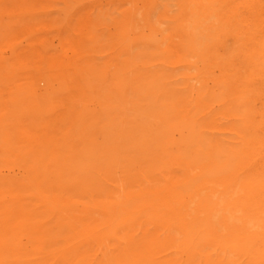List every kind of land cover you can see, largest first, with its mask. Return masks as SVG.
Here are the masks:
<instances>
[{"label":"bare ground","instance_id":"obj_1","mask_svg":"<svg viewBox=\"0 0 264 264\" xmlns=\"http://www.w3.org/2000/svg\"><path fill=\"white\" fill-rule=\"evenodd\" d=\"M177 4L172 33L147 10L132 35L126 10L26 76L0 124V264H264V0Z\"/></svg>","mask_w":264,"mask_h":264},{"label":"rangeland","instance_id":"obj_2","mask_svg":"<svg viewBox=\"0 0 264 264\" xmlns=\"http://www.w3.org/2000/svg\"><path fill=\"white\" fill-rule=\"evenodd\" d=\"M17 0H0V124L12 119L8 110L20 108L27 75L54 76V49L59 51L60 41L68 38L116 37L117 19L124 11L136 10L137 22L132 35H151V26L145 20L150 11L155 21L157 37L173 32V26L181 22L169 19L179 13L177 0H157L154 7L147 6V0H28L26 11L14 3ZM30 8V10H29ZM166 11L165 16L158 15ZM90 15L97 27L92 33H80L78 20ZM28 22L27 29L23 26ZM174 34V33H173ZM115 35V36H114ZM35 53L32 67L26 62L30 53ZM44 60L37 62V57ZM39 85L44 87V82ZM9 146L0 138V167L10 165Z\"/></svg>","mask_w":264,"mask_h":264}]
</instances>
